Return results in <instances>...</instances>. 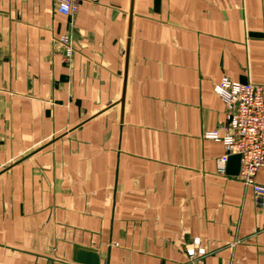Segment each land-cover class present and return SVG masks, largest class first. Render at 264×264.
Returning <instances> with one entry per match:
<instances>
[{
    "label": "crops",
    "instance_id": "0c3cea01",
    "mask_svg": "<svg viewBox=\"0 0 264 264\" xmlns=\"http://www.w3.org/2000/svg\"><path fill=\"white\" fill-rule=\"evenodd\" d=\"M57 5L0 0V264H191L194 237L264 264V196L206 136L222 76L264 84V0Z\"/></svg>",
    "mask_w": 264,
    "mask_h": 264
},
{
    "label": "built area",
    "instance_id": "2783aa9c",
    "mask_svg": "<svg viewBox=\"0 0 264 264\" xmlns=\"http://www.w3.org/2000/svg\"><path fill=\"white\" fill-rule=\"evenodd\" d=\"M57 9L65 15L73 14L78 9V0H58ZM66 41V37L61 38V42ZM68 52L67 49L66 56ZM215 89L225 104L226 123L206 136L218 138L224 146L225 153L217 158L218 171L225 173L228 157L238 154L239 169L235 176L252 189L255 201L260 204L264 183L257 182L255 175L264 170V84L222 76ZM183 251L191 264H204L208 254L207 245L200 237L192 238Z\"/></svg>",
    "mask_w": 264,
    "mask_h": 264
},
{
    "label": "water",
    "instance_id": "95a60500",
    "mask_svg": "<svg viewBox=\"0 0 264 264\" xmlns=\"http://www.w3.org/2000/svg\"><path fill=\"white\" fill-rule=\"evenodd\" d=\"M238 154L230 155L227 159L226 172L231 175H236L239 169ZM75 261L85 264H98V255L95 250L91 248L76 246L75 247Z\"/></svg>",
    "mask_w": 264,
    "mask_h": 264
}]
</instances>
